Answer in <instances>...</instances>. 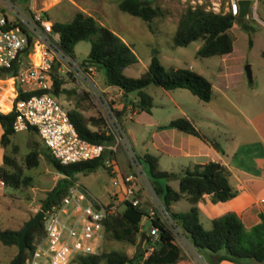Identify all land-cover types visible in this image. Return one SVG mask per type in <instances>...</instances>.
I'll list each match as a JSON object with an SVG mask.
<instances>
[{"label": "trees", "instance_id": "16d2710c", "mask_svg": "<svg viewBox=\"0 0 264 264\" xmlns=\"http://www.w3.org/2000/svg\"><path fill=\"white\" fill-rule=\"evenodd\" d=\"M12 1L25 7L28 0ZM118 8L140 17L145 22L161 13L160 8L153 6L148 0H120ZM45 15L48 16L46 13ZM234 23H240V27L245 29L249 27L245 19H239L228 11L216 12L202 3L187 6L177 20L172 42L174 46H186L192 41L200 40L201 46L197 50L199 56H222L232 50L234 37L230 29ZM52 30L58 35L57 48L71 58H75L72 47L76 42L89 41V52L81 64L93 66L96 69L102 68L106 84L115 86L121 91L122 109L114 111L118 123L121 117L129 112L127 106H130L132 110L150 112L153 105L152 97L143 90L149 84H157L165 89L186 88L203 101H209L212 97V84L208 79L190 68L163 65L155 51L152 52L147 68L142 73L136 77L125 75L123 70L137 62L131 47L114 31L83 11H76L69 21H52ZM27 38L30 44L31 37L27 35ZM261 55L264 57V51ZM3 74L0 72V75ZM65 83L66 81L54 65L50 71V83L46 89L18 91L10 102L11 108L4 112L0 111L2 129L0 147L3 150L0 182L3 186L15 189L31 187L33 178L25 174V170L37 166L41 158H44L46 163L61 175L39 199L42 210L57 207L60 204L68 188L76 181V173L91 172L99 165H104V153L98 157L62 164L52 156L40 139L37 130L29 126L26 129L29 132L26 138L28 150L19 159L18 144L12 140V136L17 132L12 127L16 117L14 105L17 100L32 94L48 92L59 101V97L63 95L71 104V107H66L67 114L81 138L93 143L115 141L114 134L105 127L104 117L92 111L93 105L88 92L77 91L75 87H65ZM130 92H136V99L132 100L129 97ZM162 127L176 128L206 140L192 119L185 116L172 119ZM32 134H36L39 140L32 138ZM142 159L147 166L148 181L161 205L197 253H217V260H229L235 264H242L246 260L264 264V210L259 212V220L249 227L244 225L236 213L230 211L212 218L209 229H205L199 220L197 202L204 194H210L211 200L216 202L228 200L238 192L230 184V172L223 164L210 160L173 172L160 169L157 157L150 153H145ZM105 168L108 169L107 166ZM173 178L178 180L177 190L167 182ZM181 198L189 202L190 208L187 211L172 210V203ZM144 214L145 210L140 203L132 205L128 200H122L118 203L117 213L102 221L103 238L100 250L97 253L77 255L71 262L75 261L77 264H175L184 256L183 250L175 241L172 229L158 214L149 220V224L158 230L157 238L153 240L147 235L143 242L145 246L143 243L139 244L140 234L143 231L140 221ZM21 229L22 227L0 229V242L8 246L17 245V233ZM43 236V220L40 221V225L28 228L27 249L23 250L19 264L31 254L35 242ZM112 241L133 246L132 255H128L124 247L104 248ZM148 245L153 248L145 255ZM14 259L15 257L10 264Z\"/></svg>", "mask_w": 264, "mask_h": 264}, {"label": "rangeland", "instance_id": "374dc122", "mask_svg": "<svg viewBox=\"0 0 264 264\" xmlns=\"http://www.w3.org/2000/svg\"><path fill=\"white\" fill-rule=\"evenodd\" d=\"M120 0H28L21 6L28 11L33 9L46 13L51 21H69L76 11L94 17L100 24L114 31L127 43L137 62L125 68L123 73L136 77L142 73L150 61L153 51L157 52L160 62L165 66L190 68L208 79L212 84V97L209 101L197 98L186 88L165 89L157 84H149L143 90L152 97L150 112L139 111L129 118L134 110L127 106L120 123L114 116V111L121 110L123 99L119 89L110 88L105 82L102 68H92V84L85 83L78 75L68 73L65 66H59V74L66 81L65 87H75L77 91H86L93 105L92 111L103 116L105 127L111 131L115 138H128L131 145L128 153L119 145L116 158L122 171L132 172L136 175L134 195L141 201L140 205L162 209L160 200L154 193L148 178L147 166L142 159L145 153L157 157L158 166L162 170H174L180 157H169L162 151L161 145L167 134L162 127L170 120L185 116L192 119L195 126L214 145L224 150L229 158L240 160V156L248 161L249 157L264 153V5L259 4L256 15L245 19L248 29L236 23L230 33L233 35V46L230 53L219 56L201 57L197 50L201 46L200 40L190 42L186 46H174L172 42L176 30L177 20L187 6L203 4L211 7V0H148L153 6H158L161 13L145 22L138 16L121 11L118 8ZM221 10L224 9L226 0H215ZM90 49L87 40H80L72 47L73 56L82 62ZM57 65V64H56ZM250 65L252 81L248 82L244 66ZM58 67V66H57ZM16 87L6 75H0V111L10 109V100L14 97ZM129 97L136 99V92H130ZM59 102L64 107H71L64 96L59 97ZM154 131H157L154 133ZM27 130L17 131L12 140L18 144L17 156L19 159L28 150L26 138ZM32 138L39 140L36 134ZM160 147V148H159ZM233 152L236 156H233ZM106 160H111L109 155L104 157V165H99L91 172H78L75 177L82 185L95 194L98 190H110L111 183L115 180L112 165L108 166ZM243 160V161H244ZM138 171V174L137 172ZM25 174L32 176L33 185L27 189H15L4 186L0 193V229H20L26 220L34 215V207L40 205L39 199L44 192L50 189L61 177L44 158L33 168L26 169ZM175 190L178 189V180L173 178L167 181ZM96 195V194H95ZM99 196V195H97ZM123 196H114L117 204ZM103 200V197H100ZM172 210L187 211L190 204L184 198L172 203ZM199 220L205 229L211 226L210 220L198 211ZM167 218V217H166ZM168 219V218H167ZM148 222L143 226L147 229ZM175 241L182 250H192L188 240L176 229ZM103 246V245H102ZM130 248L122 242L112 241L104 248ZM11 254V255H10ZM17 254V245H4L0 242V264H10ZM132 255V254H131ZM11 257V258H10ZM70 264H77L75 261Z\"/></svg>", "mask_w": 264, "mask_h": 264}, {"label": "built area", "instance_id": "2783aa9c", "mask_svg": "<svg viewBox=\"0 0 264 264\" xmlns=\"http://www.w3.org/2000/svg\"><path fill=\"white\" fill-rule=\"evenodd\" d=\"M238 1L227 0L225 11L237 16ZM250 3L253 4L251 15H256L258 3L264 4V0H250ZM207 8L216 12L221 10L218 2H212L211 7ZM249 15L247 13V17ZM27 35L31 37L30 44ZM57 42L58 35L53 32L52 21L45 13L33 9L24 10L12 0H0V72L7 76V72L13 69V75L7 78L12 80L16 87L14 97L18 91L46 89L54 65L58 71L59 66H65L69 74L78 75L85 83L93 85V66H84L76 58L65 55L57 48ZM14 108L16 117L12 124L13 129L20 131L29 126L34 127L52 156L62 164L98 157L103 153L111 156L119 145L135 164L126 136L117 137L112 143H93L81 138L68 117L67 108L48 92L19 99ZM106 162L107 167L112 165L111 160ZM111 172L113 173L114 169ZM136 172L138 174V171ZM113 182L124 185L120 202L128 200L132 205L139 203V199L134 195V173L121 175ZM39 210L43 212L41 220L44 236L35 242L33 251L21 264H69L77 255L97 253L103 238L102 221L117 213L118 204L115 200L107 203L96 200L75 181L57 207L46 210H42L40 205L34 207L35 212ZM156 214L172 229L176 239L178 227L163 206L160 209L155 204L145 211L143 217L150 220ZM157 233V228L150 225L148 236L155 240ZM179 233L181 234L180 230ZM152 248L148 245L145 255Z\"/></svg>", "mask_w": 264, "mask_h": 264}, {"label": "crops", "instance_id": "0c3cea01", "mask_svg": "<svg viewBox=\"0 0 264 264\" xmlns=\"http://www.w3.org/2000/svg\"><path fill=\"white\" fill-rule=\"evenodd\" d=\"M198 3H201L202 0H197ZM211 2H217L211 0ZM257 5V9L259 7ZM264 5V4H263ZM227 6V0L225 1V6L223 11H225ZM253 4L250 3L248 14H252ZM209 7V6H206ZM236 23L233 24V26ZM239 25V24H238ZM232 26V27H233ZM110 88H116L115 86H110ZM4 112V111H3ZM139 111L134 110L133 114H129V118H132ZM157 131H164L167 134L164 139L161 148L162 151L167 154L169 157H180V161H177V168L174 170H169L173 172H179L187 166H191L196 163H205L210 160L218 161L223 164L230 172L229 182L230 184L237 189V194L225 201H212L210 194H204L203 197L197 202V208L200 213L205 215L209 220L212 218L225 213V212H234L236 213L244 225L249 227L256 223L259 220V212L264 210V153L256 156H250L248 161L244 160V157L241 155L240 160H235L234 157L229 158L228 154L224 150L220 149L218 146L214 145L204 134L206 140L189 134L176 128H165L159 129ZM157 131H154L157 132ZM2 132L0 126V134ZM118 148V147H117ZM160 148V147H159ZM117 151V149H116ZM116 151L113 155H109L112 161V167L114 169L115 179L120 178L121 175L127 174L129 172L122 171L119 168ZM2 148L0 147V163L2 157ZM233 156H236V153H232ZM106 155H104L105 157ZM244 160V161H243ZM107 170V169H106ZM168 171V170H167ZM80 183L78 180H76ZM114 181V180H113ZM112 181L110 190L102 192L97 189V192L92 193L86 186L81 185L87 190L90 196L96 200L107 203L109 201H114V196H119L124 191V185L122 183L114 184ZM3 184L0 182V193L3 191ZM100 197L104 199L101 200ZM138 198V197H137ZM117 201V200H115ZM139 202H141L139 200ZM173 205H171L172 207ZM150 206L145 207L147 211ZM180 211V210H175ZM148 222L147 229L145 230L148 235V228L150 226L149 220L141 218L140 224L141 229H143L144 224ZM146 235V236H147ZM140 239V238H139ZM143 246L145 244L143 243ZM191 250H184V256L179 259L175 264H235L229 260H217V253L202 252L197 253L193 248ZM134 251V247L131 246L126 250L128 255H131ZM11 255V254H10ZM11 258V257H10ZM71 263V262H70ZM69 263V264H70ZM242 264H259L254 260L243 261Z\"/></svg>", "mask_w": 264, "mask_h": 264}, {"label": "water", "instance_id": "95a60500", "mask_svg": "<svg viewBox=\"0 0 264 264\" xmlns=\"http://www.w3.org/2000/svg\"><path fill=\"white\" fill-rule=\"evenodd\" d=\"M238 14L237 17L239 19H244L247 17V13L249 10L250 6V0H239L238 1ZM244 71L246 74V78L248 82L252 81V73L250 69V65H245L244 66ZM13 75V69L7 72V76H12ZM101 161V160H100ZM43 217V212L41 210L37 211L34 213V215L30 216L28 220L24 223L22 226L21 231L17 233V254L15 256V259L12 264H19L21 261V256L23 250L27 249V242H26V231L28 230L29 227L33 225H40V221ZM147 233L146 231H142L140 234V239H139V244L141 245L144 242V239L146 237Z\"/></svg>", "mask_w": 264, "mask_h": 264}]
</instances>
